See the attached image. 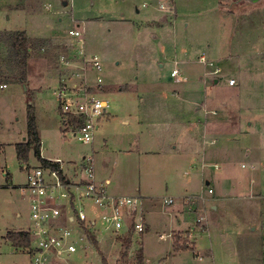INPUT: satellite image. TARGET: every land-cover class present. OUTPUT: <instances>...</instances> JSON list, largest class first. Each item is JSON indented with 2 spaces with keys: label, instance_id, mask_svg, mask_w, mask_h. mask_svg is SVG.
I'll return each instance as SVG.
<instances>
[{
  "label": "rangeland",
  "instance_id": "rangeland-1",
  "mask_svg": "<svg viewBox=\"0 0 264 264\" xmlns=\"http://www.w3.org/2000/svg\"><path fill=\"white\" fill-rule=\"evenodd\" d=\"M233 1L0 0V32L26 31L33 49L27 89L10 80L0 90V264L30 261L28 250L7 237L30 228L25 168L41 161L34 148L27 159L16 148L32 138L30 106L42 157L61 158L72 173L81 170L83 156L93 155L97 179L113 181L107 191L135 197L143 213V232L106 230L97 246L88 243L63 264H141L140 249L142 264H240L243 257L264 264V0ZM71 29L81 30L89 54L99 55L102 69L91 70L90 79L110 102L91 143L73 137L60 110V83H71L61 57L74 52L77 39ZM174 68L180 77L171 75ZM208 107L231 111L241 123L237 136L213 140L227 148L215 149L213 157L223 166L231 148L226 169L244 178L234 191L226 178L213 176L220 169L212 160L192 163L174 143L165 144L166 123L194 121L198 114L205 120L212 117ZM200 195L204 199L193 201ZM186 199L196 205L189 208ZM84 204L90 218L102 214L95 202ZM201 216L206 221L197 228ZM192 225L196 248H179L192 240L177 230Z\"/></svg>",
  "mask_w": 264,
  "mask_h": 264
},
{
  "label": "built area",
  "instance_id": "built-area-1",
  "mask_svg": "<svg viewBox=\"0 0 264 264\" xmlns=\"http://www.w3.org/2000/svg\"><path fill=\"white\" fill-rule=\"evenodd\" d=\"M69 32L77 39L72 48L74 52L61 57V66L71 73V83L65 78L60 83V110L65 123L72 128L73 137L91 143L110 102L94 91L96 84L90 79L91 70L102 69L99 55L89 54L81 30ZM201 59L205 60L204 57ZM75 61H79L78 67ZM172 74L178 76V70ZM101 82L99 77L97 83ZM235 83L234 78L229 79V84ZM6 86L7 83L0 82V90ZM71 118L75 120L71 121ZM49 161L51 164L48 165L27 166V182L22 188L30 199V228L27 230L30 245L25 247L30 256L29 264H63L62 260L72 253L86 251L92 238L98 241L99 235L106 230L112 229L116 234L124 233L125 228L138 232L145 230L137 199L110 195L106 185L97 179L93 155L83 156L80 178L69 177L61 158ZM251 167L256 169L257 166ZM208 191L212 193L213 189ZM196 199L204 197L197 196L193 201ZM88 200L101 208L99 217L90 218L86 213L84 203ZM205 219L201 216L198 221Z\"/></svg>",
  "mask_w": 264,
  "mask_h": 264
},
{
  "label": "crops",
  "instance_id": "crops-1",
  "mask_svg": "<svg viewBox=\"0 0 264 264\" xmlns=\"http://www.w3.org/2000/svg\"><path fill=\"white\" fill-rule=\"evenodd\" d=\"M175 69H177V68H174L173 70H175ZM179 73H180V71H179ZM179 73H178V76H174V77H180ZM171 75L173 76L172 73H171ZM230 77L235 78L233 75H231ZM236 82H237V79H236ZM214 83L218 84L219 81L217 79H215ZM229 85H231V84H229ZM233 85H235V84H233ZM233 85H231V86H233ZM185 92L186 91H184L182 93H185ZM186 95L189 96L188 93ZM196 102H198V101H195V103ZM210 108L211 107L206 108L208 110L207 111L205 110V112H208V113L211 112L212 117H205V120H204V118H202L198 114V119H196L194 121L182 120V121H177V122L175 121V122L166 123L165 127L168 129V132L170 133V135H168V137L166 138L165 144L171 147V145L174 143V148L178 152L182 151L183 154L187 158H189L192 163H194L195 161L212 160V162L215 163V168L217 165L216 169H220L217 173H213V176L216 178V180H221V181H224V179L226 178V182H225L226 186L229 185V187L232 188V191H234V190L240 188V186L242 184V181L240 180V178H242V179H244V178L241 175L240 176H238V175L233 176L228 172V168L226 169L225 159L227 160L228 156L232 152L231 148H230L229 153L223 154V157L221 158V159H223V166L220 165L221 164L220 159L213 157L214 152H216L215 149L216 150L219 149L220 151H222V153L226 152V149H227L226 147L225 148L220 147L221 142L218 144L217 143L214 144L213 140H216L218 138L220 141L222 135H224V136L228 135V137H232V135L237 136L238 131L239 132L241 131V123H240V121H237L236 117L233 114L230 113L231 111L223 114V111L221 109L215 110V108H211V109ZM198 109L200 111L202 110L201 107H199V106H198ZM210 110H212V111H210ZM99 127H100V125H99ZM216 141H214V142H216ZM219 141H217V142H219ZM230 144H233V143L230 142ZM233 145H236V144H233ZM41 155H42V152H41ZM45 159L53 160V159H49V158H45ZM66 163L67 162H65V168H66V172L69 175V177L80 178V175H81L80 171H76V169H74V172L70 173ZM251 165H256V164L250 163L249 166L251 167ZM242 166L247 167L246 164H244V163L242 164ZM26 168H27V166H26ZM26 177H27V169H26ZM99 181L106 185V190L107 189L109 190V187H110V185H112V182H113L110 177H107L106 181L105 180H99ZM207 183L210 185L211 181H207ZM210 188H212V187H210ZM214 191L215 190L213 189V192ZM119 192H121V191L120 190L115 191L113 189L112 191H110L108 193L110 195H113V196H122ZM188 203L190 204L191 202L186 199L185 205H187ZM191 205H193V204H190V206L189 205H187V206L189 208H191ZM195 205H193V206H195ZM213 208L217 209V205H213ZM195 210H197V209H195ZM139 211L142 213V210H139ZM142 215H143V213H142ZM194 223H195V221H194ZM198 223H203V222H199L197 220V224H196L197 228L200 227L198 225ZM196 226L192 225L190 227V229H188V230H182V229L177 230V232L187 233V235L190 236V240H192L190 246H187L185 248H193V249L196 248L197 241H198L197 236H195V234H194V231L196 230ZM204 226L206 227L205 224H204ZM257 228L258 227H255L254 229H257ZM201 229H205V228H201ZM131 230L134 231L131 228L127 231V233L131 232ZM18 231H22V230H15V232H18ZM175 232H174V235H175ZM244 234H246V233L244 232ZM177 239H178L177 237H174V246L175 247L177 246L176 245ZM179 243H180V240H179ZM179 248H181V247H179ZM210 255L213 256V253ZM246 258H244V257L241 258L240 264H253V262L251 263L248 261V257H246ZM26 264H29V262H27Z\"/></svg>",
  "mask_w": 264,
  "mask_h": 264
},
{
  "label": "trees",
  "instance_id": "trees-1",
  "mask_svg": "<svg viewBox=\"0 0 264 264\" xmlns=\"http://www.w3.org/2000/svg\"><path fill=\"white\" fill-rule=\"evenodd\" d=\"M31 39L26 31H10L5 30L0 32V82L7 83L8 81H20L23 84H27L28 81V66L29 60L32 55ZM41 48L44 44L40 45ZM30 94V91L28 92ZM75 118H71V121ZM78 121V120H77ZM78 123V122H77ZM29 133L31 139L17 144L16 148L18 156L21 159H27L32 148L35 150L36 156L41 161V164H51L48 159H45L41 155V138L37 131L35 118L33 115L32 106H30L29 113ZM7 237L12 243L18 247H27L30 245V235L27 231H10ZM93 242L97 246L98 241L93 237ZM178 239L176 245L179 244ZM179 247H187L180 246ZM140 255V263L144 261L141 249L138 251Z\"/></svg>",
  "mask_w": 264,
  "mask_h": 264
},
{
  "label": "water",
  "instance_id": "water-1",
  "mask_svg": "<svg viewBox=\"0 0 264 264\" xmlns=\"http://www.w3.org/2000/svg\"><path fill=\"white\" fill-rule=\"evenodd\" d=\"M257 1H260V0H234L231 5L239 4V3H242V2H249L250 3V2H257ZM24 88L27 89V85L26 84H24Z\"/></svg>",
  "mask_w": 264,
  "mask_h": 264
}]
</instances>
